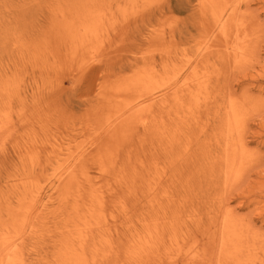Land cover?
I'll return each mask as SVG.
<instances>
[{"label": "rangeland", "instance_id": "obj_1", "mask_svg": "<svg viewBox=\"0 0 264 264\" xmlns=\"http://www.w3.org/2000/svg\"><path fill=\"white\" fill-rule=\"evenodd\" d=\"M202 260L264 264V0H0V264Z\"/></svg>", "mask_w": 264, "mask_h": 264}, {"label": "bare ground", "instance_id": "obj_2", "mask_svg": "<svg viewBox=\"0 0 264 264\" xmlns=\"http://www.w3.org/2000/svg\"><path fill=\"white\" fill-rule=\"evenodd\" d=\"M235 139H236V138H235ZM237 140H238V139H237ZM237 140H235V141H237ZM241 143H242V142H241ZM235 146H236V145H235ZM238 147H239V145H238ZM90 196H91V195H90ZM222 207H223V206H222ZM222 207H221V208H222ZM221 210H222V209H221ZM223 210H224V209H223ZM226 210H228V209H225L224 212H226ZM125 212H126V211H125ZM227 212H229V211H227ZM216 213H217V212H216ZM229 213H230V212H229ZM218 215L220 216V214H218ZM218 215H217V216H218ZM222 215H223V211H222L221 216H222ZM229 215H230V214H229ZM134 217H135V216H134ZM222 217H223V219L225 218L224 215H223ZM218 218H219V217H218ZM223 219H222V220H223ZM135 220H136V218H135ZM225 220H226V219H225ZM138 221H140V220H138ZM237 222H238V221H237ZM239 222H240V221H239ZM218 224H219V223H218ZM138 225H139V224H138ZM219 225H220V224H219ZM135 231H136V229H135ZM145 231H146V230H145ZM133 234H134V233H133ZM213 244H214V243H213ZM214 247H215V246H214ZM215 249H217V248H215ZM216 251H217V250H216ZM206 256H207V255H206ZM220 256H221V257H224V255H222V254H220L219 257H220ZM211 259H212V258H211ZM216 259H217V258H216ZM226 259H227V258H226ZM208 260H209V259H208ZM208 260H202V264H205V263L207 264V261H208ZM212 260H213V259H212ZM220 260H221V258H220ZM218 261H219V259H218ZM221 261H222V260H221ZM183 262H184V261H183ZM176 263H177V262H176ZM187 263L194 264L193 262H189V261L184 262V264H187ZM195 264H196V263H195ZM208 264H211V262H208Z\"/></svg>", "mask_w": 264, "mask_h": 264}]
</instances>
